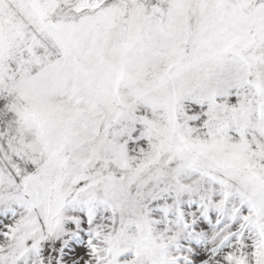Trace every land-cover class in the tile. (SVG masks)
<instances>
[{
    "label": "snow or ice",
    "instance_id": "6c2138e0",
    "mask_svg": "<svg viewBox=\"0 0 264 264\" xmlns=\"http://www.w3.org/2000/svg\"><path fill=\"white\" fill-rule=\"evenodd\" d=\"M0 264H264V0H0Z\"/></svg>",
    "mask_w": 264,
    "mask_h": 264
}]
</instances>
